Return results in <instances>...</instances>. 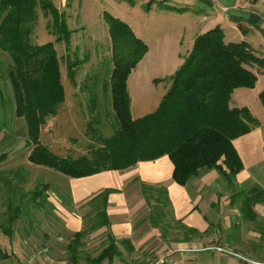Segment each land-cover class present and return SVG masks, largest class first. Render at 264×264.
Masks as SVG:
<instances>
[{
  "label": "trees",
  "instance_id": "16d2710c",
  "mask_svg": "<svg viewBox=\"0 0 264 264\" xmlns=\"http://www.w3.org/2000/svg\"><path fill=\"white\" fill-rule=\"evenodd\" d=\"M57 8L53 0H0V51L7 53L5 59L9 62L2 64L7 68L4 78H8L12 91L4 97L0 89V109H4L1 116L24 117L27 124L25 141L29 145L27 161L67 176L83 177L103 170L127 169L139 161L168 155L173 163L171 175L181 185L202 171L215 169L230 191L231 207L239 209L237 221L231 224L227 238L241 240L237 236L243 221L253 222L264 241V220L255 211L256 205L264 204V188L254 185L238 189L235 185L244 165L234 140L251 131L259 121L248 107L230 105L234 89L255 86L259 73L264 70V57L256 53L249 41L228 42L222 27L217 25L196 36L184 62L168 77L169 89L157 108L134 118L126 84L130 71L145 55L147 45L127 22L105 11L111 58L107 67L101 69L102 79H99L100 73H95V76L85 77L79 86L80 91H85L89 85L101 83L103 90L101 96L95 92L87 99V149L79 156L71 154L70 149L67 154H61L41 141L40 128L47 117L56 115L65 98L58 53L53 41L38 44L31 39L40 9L45 17L52 16V24L48 23V26L56 41H64L69 49L73 30L67 22V11ZM69 58L67 54L66 74L75 81L76 68L83 59L72 61ZM259 98L264 106V89L259 92ZM106 101L110 102V108L104 107ZM6 128L5 123L0 126V134L7 132ZM9 155V152H0V181L8 186V195L4 197L10 223L8 228H3L1 223L0 227L8 236L12 234L13 221L23 213L20 202L26 196L19 186L14 188L4 177L7 172L2 165L11 161ZM10 171L19 177L18 170ZM20 177L19 185L26 182L25 175ZM39 184L31 190V200L44 195L48 188L44 182ZM114 190H100L88 201L91 210L83 216L84 227L76 231L66 245L68 264H80L81 258L86 264H101L106 259L113 264L115 256L122 254L121 244L129 243L128 249L133 248L130 240L116 239L109 229L107 202ZM18 191L19 201L13 198ZM142 191L151 209L146 214L147 219L157 228L165 229L167 207L170 205V211L172 209L167 188L142 182ZM153 200L156 202L152 209ZM156 209L163 215L161 219L154 217ZM177 222L178 227L184 229V238L198 233L197 229L186 228ZM102 227L106 228L104 235L108 244L97 255L87 253L82 257L85 252H80V247L86 243L84 238Z\"/></svg>",
  "mask_w": 264,
  "mask_h": 264
},
{
  "label": "crops",
  "instance_id": "0c3cea01",
  "mask_svg": "<svg viewBox=\"0 0 264 264\" xmlns=\"http://www.w3.org/2000/svg\"><path fill=\"white\" fill-rule=\"evenodd\" d=\"M56 1L58 4L55 2L54 4L58 7L57 9L78 13V16L81 17L80 20H82L81 25L86 26L89 16L88 13L83 14V11L88 10L85 8L86 4L83 0ZM124 1L92 0V2L99 4L98 19L105 20V11L110 14L115 11V13L117 12L116 15H112L127 22L135 34L146 42V34L142 32L145 24L139 23L137 27L136 20L129 19L131 18L130 10L119 7V4H123ZM128 1L130 2V0ZM133 1V6H136L141 2L149 5L150 2L158 3L160 0ZM165 5L172 6L174 9H169ZM151 6L152 4L149 11L147 9L148 15L146 17H153V14L150 13L152 10L154 13L161 12L155 16L158 19L180 15V29L186 30L180 33L178 31V38L183 40L187 38L185 35L188 34L189 38L195 41L197 35L217 25L222 27L224 36L238 37L241 41H249L246 36L249 31H262L264 35V10L261 9L260 0H164L163 6ZM164 12L177 14L170 13V15L164 14ZM68 16H70L69 13ZM163 19L161 23L164 22ZM77 20L79 17H76ZM69 21L70 17L67 18L68 23ZM244 30L247 33H244ZM249 42L252 44V41ZM188 53L189 50L185 56ZM260 73L264 74V70ZM258 78L255 87L250 89L255 90L257 88ZM240 88L243 87L234 89L233 93ZM263 89L264 87L260 90L257 89V100L242 97L238 105H232L234 94L231 93L230 105L248 107L252 115L259 121L258 125L251 131L234 140V146L237 148L244 165L236 178L235 185L238 189L250 188L254 185H261L264 188V106H262L259 98V92ZM145 114L147 113L142 115ZM4 151L6 150L0 152ZM170 160L168 155H163L154 160L139 161L127 169L103 170L83 177L54 174L55 180L44 182L48 186L47 189L50 190L47 200L44 199V201L50 204L49 206L54 210L55 216L49 220L48 226H45L42 231L45 235L44 241L40 243V246L33 247L32 250L24 248L22 243L13 240L11 236H6L0 227L2 243L5 246L6 243H9L12 249H16V251L13 250L12 254L7 249L0 248V257H4V260L11 258L12 261L9 264H20V261L26 257L34 259L35 264H68L66 245L73 234L84 227L83 209L100 190L113 188L115 190L110 193L107 202V211L111 223L109 229L116 239L126 238L130 240L129 242L133 246V248L128 249L129 243L120 245L122 251L120 263L133 264L141 261L135 258H147L140 263L147 264V261L153 259L155 255H161V252H165L172 257L176 256L185 264L191 262L194 264H264V246H262L264 241L260 239V234L256 229L252 231L253 236L250 240L252 249H250L251 254L249 255L244 254L245 249L238 246L240 241L227 238L231 233L233 219L239 215V209L231 207L230 199L227 196H224L222 207L219 210L214 208L215 200L210 198L213 195L216 196L221 190L217 186L219 176L218 173L214 172L216 170L202 171L198 176L192 177L185 185H181L175 182L171 175L173 163ZM31 167H33L32 170L39 169L36 168L37 166ZM43 170L46 171V168L44 167ZM142 182L155 187L164 186L167 188L174 219L180 221L186 228L197 229L198 233H192L189 238H184L183 235L181 239H171L170 236L161 233L160 229L147 219L146 214L149 212V206L142 191ZM66 185L69 186L70 196L53 195L55 190L61 191ZM216 186L217 189H214L213 187ZM4 201L6 200L3 198L1 202ZM1 208L2 216L6 217L8 215L7 205ZM255 209L264 220V204L256 205ZM216 220L219 222V228L217 227L216 230L212 231L210 224H215L214 221ZM242 224L241 227L244 225ZM105 231L106 228L102 227L92 231L89 235L91 238L102 236ZM241 236H244L242 228H240L237 237L240 238ZM241 238L243 239V237ZM222 240L223 243H221ZM260 244L262 245L259 246ZM125 254L128 255L126 258ZM86 255L85 252L82 257ZM246 260L248 263H244ZM173 261L175 262V259ZM80 264H86V260L81 258Z\"/></svg>",
  "mask_w": 264,
  "mask_h": 264
},
{
  "label": "rangeland",
  "instance_id": "374dc122",
  "mask_svg": "<svg viewBox=\"0 0 264 264\" xmlns=\"http://www.w3.org/2000/svg\"><path fill=\"white\" fill-rule=\"evenodd\" d=\"M86 4L88 10L83 11V14L88 13L89 20L86 23V26H82V20L78 13L73 12L71 10H66L67 14L69 13L70 21L69 27L73 30L71 35V43L69 45V49H67V44L64 41H56V36L50 32V28L48 23L52 24V16L45 17L43 15V11L39 10V16L36 23V26L31 35V39L34 43L42 44L48 41H53L55 45V49L58 53V59L61 70V79L62 84L65 89V98L63 99V103L60 104L56 115L49 116L46 118L45 123L41 128V141L51 147L52 150L58 151L57 153L67 154L68 149L71 150V154H75V156H79L82 151L87 149V136L85 135L86 124L88 121V113L87 112V99L92 94L97 93L98 96H101L103 90L101 88V83L93 86V84L89 85L85 91H80V87L82 84V80L85 77L92 76L93 74H99V79L103 78V74L101 73V69L107 67L108 59L111 58V42L108 31V24L105 20L98 19V6L92 0H83ZM142 0H138L141 2ZM55 3L58 2L55 0ZM134 2H129L125 0L124 3L119 4V7L123 9L128 8L130 10L132 21L136 20V26L138 27L139 23H144L145 28L144 32L146 34L147 40H145L147 45V51L142 59L137 63L136 67L130 71L131 73L128 76L127 84L128 90L131 98V112L134 118L140 117L144 113H148L153 111L156 108V105L159 103L161 96L166 93L170 81L168 77L172 75L176 69L180 67V65L184 62L185 54L187 51L191 50L193 47V40L189 38V35H185L184 40L182 38H178L179 33L186 29H180L181 23L180 15H175L177 13L164 12V14H174L175 16L162 18L163 23H161L162 19H158L155 17L159 13H154L152 10L150 13L153 14V17H146L148 15V11L150 5L151 7L164 4V0L158 1V3H140L136 6H133ZM154 3V4H153ZM84 4V6H85ZM123 5V6H122ZM261 9L264 10V0H260ZM148 9V11H147ZM113 11V10H111ZM113 15H116L115 11L111 12ZM126 13V12H125ZM82 14V15H83ZM170 14V15H171ZM87 16V17H88ZM76 17H79V20L76 21ZM146 17V18H144ZM170 19V20H169ZM100 20V21H99ZM136 27V30L138 31ZM188 28V26H186ZM244 33L247 31L244 30ZM249 41H252V44L255 48L257 54L262 55L264 57V35L262 31L251 32L249 31L246 35ZM226 40L233 39V41H239L240 38H232L225 36ZM248 41V40H247ZM7 53L4 51H0V89L2 90V94L4 97H7V93L11 95V86L7 77L4 78L6 67L2 63H7L6 55ZM67 54L69 55L70 60L74 59H83L82 64L76 68L75 81H72L67 73ZM6 76V75H5ZM95 76V75H93ZM259 82L257 83V88L252 90L250 88L253 87H244L235 91L232 105H238L240 102V98L245 97L249 100H257V89L260 90L264 87V74L259 73L258 75ZM4 78V79H3ZM255 87V86H254ZM106 99V98H105ZM104 107L110 108V102L105 103ZM4 109H0V126L4 123L7 125V132L0 134V151L6 150L10 153L9 163H5L4 170L6 172L4 177L7 178L14 188L19 186L18 189L24 191L26 196L22 199V207L23 213L19 216L18 219H15L12 223V234L11 238L17 242L22 243L24 248H32L35 246H40V243L44 241L45 235L44 230L45 226H48L49 220H52L54 216V210L49 206L47 200L49 196V189H46L40 197H37L35 200H31V190L35 188L39 182L45 181H53L55 180L54 174H58L60 176H65L63 173L43 165H34V163H29L27 160V153H29V145L27 144V124L24 117H16L14 115L1 116ZM107 118V117H106ZM105 119V118H104ZM76 141V142H75ZM74 156V155H73ZM31 164V165H30ZM37 166L38 170H32L33 167ZM46 168V171L43 168ZM17 168V169H16ZM11 169L18 170L17 173L19 177L14 172H11ZM214 170V169H211ZM210 170V171H211ZM217 173V171H214ZM21 175L26 176V182H20L21 185L18 184L17 180L21 178ZM218 189H221L220 192L216 196H212L210 199H214V208L219 210L222 207V202L224 196L229 198L230 191L227 190L225 181L222 179L220 174ZM3 181V180H2ZM38 181V182H37ZM40 185V184H39ZM221 185V188H220ZM213 187L214 189H217ZM42 187V185H41ZM8 189V186L5 185L4 182L0 181V223L3 228H8L10 223L7 221L8 215L3 217L2 208L6 206V201L1 202L5 197ZM8 191V190H7ZM69 186L66 185L62 188L61 191L55 190L54 196H70ZM17 195H13L14 199H18L19 201V191ZM154 194V193H152ZM5 195V197H4ZM48 195V196H47ZM157 195L153 196L156 198ZM17 201V203H18ZM44 203L37 207L35 204L43 202ZM153 204L151 206L154 207L156 202L155 200L151 201ZM168 215L165 218V229H160L161 233L165 236H170L171 239H181L183 237V230L179 228L180 225L175 219L173 215V209L170 211V205L167 207ZM153 209V208H152ZM91 210V205H86L83 209V213L86 214ZM149 210H151L149 208ZM166 210V209H165ZM154 217L160 218L163 216L158 214L159 211L155 210ZM55 217V216H54ZM233 221H237V218L233 219ZM210 227V230H216L219 228L218 220L214 221ZM243 227L242 230L244 232V236L240 238V242H238V246H241L245 249L243 251L244 254H251L252 244L250 242L251 237L253 236V229L255 230V224L253 222L244 223L242 221ZM102 235V234H101ZM6 236H8L6 234ZM8 236V237H10ZM71 238V237H69ZM237 238H235L236 240ZM70 240V239H69ZM88 243L80 247V252L89 253L91 256L97 255L104 247L107 245V240L105 239V235L97 236L91 238L90 235L87 238H84V242ZM223 243V240L221 241ZM0 248L9 251L13 254V250L9 243H6V246L2 243L0 238ZM121 250V249H120ZM161 255L166 254L165 252H161ZM126 255V254H125ZM161 255H155L153 259L147 261V264L152 263ZM1 256V255H0ZM128 255L125 256V258ZM158 256V257H156ZM27 258V257H26ZM29 258V257H28ZM27 258V259H28ZM31 258V257H30ZM121 256H115L113 264H123L120 263ZM25 259V258H23ZM141 260L140 262L133 264H140L143 260L147 258H135ZM171 260H168L165 264H185L178 260V258L170 256ZM175 259V262L173 261ZM12 259L4 260V257H0V264H9ZM34 261V259H33ZM21 262V261H20ZM35 264V262H34ZM102 264V263H101ZM103 264H110L107 259L103 262ZM131 264V263H130ZM189 264H194L191 262Z\"/></svg>",
  "mask_w": 264,
  "mask_h": 264
},
{
  "label": "built area",
  "instance_id": "2783aa9c",
  "mask_svg": "<svg viewBox=\"0 0 264 264\" xmlns=\"http://www.w3.org/2000/svg\"><path fill=\"white\" fill-rule=\"evenodd\" d=\"M168 260H170V254L166 253L158 257L155 261H153L150 264H165ZM20 264H34V261L32 258H25L23 259ZM103 264V263H102Z\"/></svg>",
  "mask_w": 264,
  "mask_h": 264
},
{
  "label": "water",
  "instance_id": "95a60500",
  "mask_svg": "<svg viewBox=\"0 0 264 264\" xmlns=\"http://www.w3.org/2000/svg\"><path fill=\"white\" fill-rule=\"evenodd\" d=\"M244 263H248V261L246 260Z\"/></svg>",
  "mask_w": 264,
  "mask_h": 264
}]
</instances>
